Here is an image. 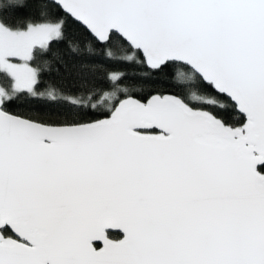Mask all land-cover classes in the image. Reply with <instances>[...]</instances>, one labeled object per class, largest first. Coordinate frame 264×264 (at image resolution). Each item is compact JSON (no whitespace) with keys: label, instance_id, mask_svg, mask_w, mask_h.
Here are the masks:
<instances>
[{"label":"snow or ice","instance_id":"snow-or-ice-1","mask_svg":"<svg viewBox=\"0 0 264 264\" xmlns=\"http://www.w3.org/2000/svg\"><path fill=\"white\" fill-rule=\"evenodd\" d=\"M0 264H264V0H0Z\"/></svg>","mask_w":264,"mask_h":264},{"label":"trees","instance_id":"trees-1","mask_svg":"<svg viewBox=\"0 0 264 264\" xmlns=\"http://www.w3.org/2000/svg\"><path fill=\"white\" fill-rule=\"evenodd\" d=\"M70 34L73 36H79V32L75 29H70ZM61 54L64 57V60L67 62V67L62 63L53 62L51 65L49 72H50V79L52 80H58L61 76H66L69 72H71L73 75L76 74L77 68L74 67V65L79 64V60L73 55L69 56L64 48L63 45L60 46ZM58 69V70H57ZM179 71H185L187 73L188 69L183 67H178L177 69L172 70L171 78L167 81V83L170 85L169 88L162 89L165 92L169 91H175L176 89L183 88L184 92L187 93L188 86L181 84L180 82L175 80V72ZM145 90L152 91V86H145Z\"/></svg>","mask_w":264,"mask_h":264}]
</instances>
